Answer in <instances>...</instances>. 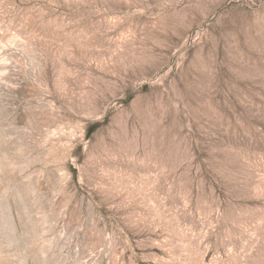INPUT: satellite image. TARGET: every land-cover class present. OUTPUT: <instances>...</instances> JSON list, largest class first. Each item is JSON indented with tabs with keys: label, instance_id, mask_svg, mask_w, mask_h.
Listing matches in <instances>:
<instances>
[{
	"label": "rangeland",
	"instance_id": "1",
	"mask_svg": "<svg viewBox=\"0 0 264 264\" xmlns=\"http://www.w3.org/2000/svg\"><path fill=\"white\" fill-rule=\"evenodd\" d=\"M0 264H264V0H0Z\"/></svg>",
	"mask_w": 264,
	"mask_h": 264
}]
</instances>
